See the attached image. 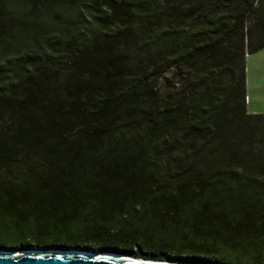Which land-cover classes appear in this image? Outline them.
I'll return each instance as SVG.
<instances>
[{"label": "trees", "instance_id": "obj_1", "mask_svg": "<svg viewBox=\"0 0 264 264\" xmlns=\"http://www.w3.org/2000/svg\"><path fill=\"white\" fill-rule=\"evenodd\" d=\"M263 47L264 0H0V247L264 264Z\"/></svg>", "mask_w": 264, "mask_h": 264}, {"label": "water", "instance_id": "obj_2", "mask_svg": "<svg viewBox=\"0 0 264 264\" xmlns=\"http://www.w3.org/2000/svg\"><path fill=\"white\" fill-rule=\"evenodd\" d=\"M47 249V248H38ZM60 251L52 253H6L0 252V264H154V263H139L131 261L130 259L123 258L122 255H129L119 251H111L122 255H104L105 253H98L96 257L91 256L89 253L85 255L77 251H69V249H82L83 248H56ZM7 250V249H0ZM17 251V250H12ZM92 252H97L89 250ZM110 251V250H103ZM46 252V251H44ZM135 257V256H134ZM149 259V258H147ZM164 260V259H159ZM149 262V261H148Z\"/></svg>", "mask_w": 264, "mask_h": 264}, {"label": "rangeland", "instance_id": "obj_3", "mask_svg": "<svg viewBox=\"0 0 264 264\" xmlns=\"http://www.w3.org/2000/svg\"><path fill=\"white\" fill-rule=\"evenodd\" d=\"M245 107L248 112H264V47L256 52L246 54L245 57ZM170 70L166 71L158 82L161 87H164V76H168ZM32 245V246H30ZM83 244L77 246H61L56 244L48 248H83ZM25 248H40L33 244H17L15 248L0 247V249L19 250ZM85 249V248H83ZM91 250V249H89ZM94 251V250H93ZM231 259V258H230Z\"/></svg>", "mask_w": 264, "mask_h": 264}, {"label": "bare ground", "instance_id": "obj_4", "mask_svg": "<svg viewBox=\"0 0 264 264\" xmlns=\"http://www.w3.org/2000/svg\"><path fill=\"white\" fill-rule=\"evenodd\" d=\"M1 251H5L6 253H52L54 251L58 252L60 251V249H56V248H47V249H38V248H25V249H19L17 251H12V250H0ZM46 251V252H44ZM69 251H77L82 255H85V253H89L91 256L96 257V255L98 253H105L104 255H111V256H115L116 255H122V254H118V253H114L111 251H99V252H92L89 250H82V249H69ZM123 258L126 259H130L131 261H135V262H139V263H154V264H186V263H181V262H174L171 260H159V259H147V258H138V257H134L131 255H122ZM149 261V262H148Z\"/></svg>", "mask_w": 264, "mask_h": 264}, {"label": "crops", "instance_id": "obj_5", "mask_svg": "<svg viewBox=\"0 0 264 264\" xmlns=\"http://www.w3.org/2000/svg\"><path fill=\"white\" fill-rule=\"evenodd\" d=\"M248 111V110H247Z\"/></svg>", "mask_w": 264, "mask_h": 264}]
</instances>
